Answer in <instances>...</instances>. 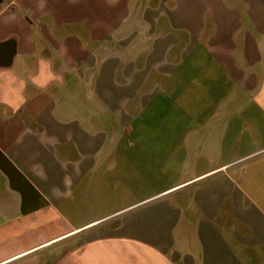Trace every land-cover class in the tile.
<instances>
[{"label":"crops","instance_id":"1","mask_svg":"<svg viewBox=\"0 0 264 264\" xmlns=\"http://www.w3.org/2000/svg\"><path fill=\"white\" fill-rule=\"evenodd\" d=\"M0 264H264V0H0Z\"/></svg>","mask_w":264,"mask_h":264}]
</instances>
